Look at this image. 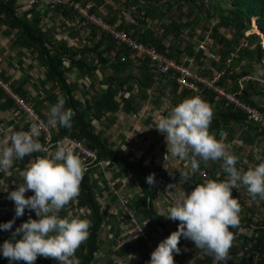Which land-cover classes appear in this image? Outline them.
<instances>
[{"label": "trees", "instance_id": "obj_1", "mask_svg": "<svg viewBox=\"0 0 264 264\" xmlns=\"http://www.w3.org/2000/svg\"><path fill=\"white\" fill-rule=\"evenodd\" d=\"M105 1L107 0L50 1L47 11H44L47 13L48 10H52L64 20L71 22L79 34L81 32L90 33L87 44H82L84 45L83 48L71 45L68 40L57 41L48 37L40 25L43 19L41 12L40 14L36 13L31 19H26L19 13L17 0H0V26H6V33L8 34L15 32L12 48H16L20 51L19 53H28L41 63L44 69L43 81L49 87L45 100L40 104L46 101L44 105L52 106L58 98L63 97L65 108H71L75 112L70 130L57 126L56 140L65 137L77 139L95 150L103 161L112 164L119 172L127 174L136 184V196L130 201L131 210L134 213L135 211L136 213L143 212L142 215H144L151 233L165 238L176 229H170L169 223L158 217L154 206L153 187L147 182L146 177L153 174L154 180L161 181L169 178L181 182V172L157 171L143 160H131L129 156L123 155L114 148L111 141L96 130L94 122L119 111L137 114L139 101L143 102L145 98H148V92L155 94L159 90L165 89L155 88L156 84L163 82L171 87L170 92L173 101L176 100L179 103L186 97L199 96L211 106L213 118L209 131L214 136L222 127L244 121V114L233 105L228 104L223 97L206 87L200 86L201 95H197L194 91L181 86L177 81L178 73L176 71H170L167 75L162 74L159 71L158 63L155 64L149 59H142L127 49L126 46L116 45L111 41L110 35L99 27L88 24L84 28L76 20L75 10L71 3L92 4L93 10L102 15L106 22L111 24L118 22L119 28L126 30L131 38L155 47L159 54L170 59H181L184 56H189L199 61L213 56L216 62L211 61L208 64V68H206L208 75H212L213 70L224 72L225 79L221 85L224 86L228 82L233 88L232 92L240 91L238 96L241 101L257 108L250 100L253 89L251 83L255 84V81L245 82L242 90H239L237 82L242 78L252 77L254 74L252 68L256 64H262L264 67V48L260 42V35L255 32H251L247 38L244 35L246 31L252 29L253 18L256 19L257 28L264 33V0H115L122 5V9L130 16L124 21L120 19V10L111 9L110 5L105 4ZM173 10H176L178 14L174 15ZM149 18L157 23V30L150 28ZM200 19L204 20L202 26L204 32H201L200 40L204 39L206 35H210L212 38V43L207 50H197V45L194 47L186 41L196 37V24ZM213 19L215 22L212 24ZM161 30L162 32L159 33ZM233 51H238L236 59H238L239 65L237 69H233L232 65H227L229 53ZM138 64L140 65L137 66ZM97 66L103 77L101 81L98 80L100 86L96 89L94 85L90 84V89L82 93V99L76 95V87L69 80V74L72 71H77L81 75L80 78L87 76L93 79L95 77L94 70ZM106 70L111 71L108 76L105 75ZM152 70H154V74ZM205 75L207 74L205 73ZM157 76H159V80H157ZM0 77L2 79L1 73ZM3 79L8 81L5 77ZM28 82L30 81L22 80L17 87H13L11 84L13 90L26 101L29 88L24 89V86ZM1 90L0 95L4 94ZM127 95L129 96L126 98ZM162 96H164L163 93ZM11 101L12 99L7 98V102ZM29 104L35 109L33 104ZM257 109L262 111L261 108ZM37 113L47 121L46 114H41L39 111ZM29 128L30 124L24 127V131ZM232 153L239 155L234 149ZM240 165L241 160L239 158L238 169H241L239 168ZM204 167L205 165L201 164L200 170ZM214 168L209 171L211 179L224 180L227 174L221 172L216 175L217 171ZM181 183L193 188L196 184L203 182L198 171L191 174L189 180ZM95 189L96 182L92 178L91 172L84 173L80 185L79 209L89 211L92 224L89 228L90 234L87 241L80 246L75 254L79 258L80 264H93L99 250V233L103 223V214L100 203L101 197L96 196ZM9 220L14 221L12 229H0V245L4 240L10 239L15 228L26 221L12 217H1L0 223ZM139 245L143 248L141 253L144 254L145 243L141 242ZM126 250L129 251V249ZM118 254L123 255L121 251ZM145 256L148 257V254L145 253ZM173 256L175 264H188L187 258L181 251L178 254L173 253ZM0 264H24V262H10L0 254ZM35 264H58V262L51 258L38 257Z\"/></svg>", "mask_w": 264, "mask_h": 264}, {"label": "clouds", "instance_id": "obj_2", "mask_svg": "<svg viewBox=\"0 0 264 264\" xmlns=\"http://www.w3.org/2000/svg\"><path fill=\"white\" fill-rule=\"evenodd\" d=\"M64 105V98H58L49 109L46 123L34 120L26 131L0 129V172H8L14 161L32 153H44L28 163L19 173L23 182L8 193L15 204V217L23 216L26 208L37 217L29 216L0 245V254L10 262L35 264L38 257H44L58 264H80L75 254L89 237L90 221L59 213L78 199L87 165L72 149L60 145L53 151L39 141L46 128L71 129L75 112ZM212 118L211 106L201 97L191 96L155 122L157 131L165 136L167 152L173 158L190 160L191 173L181 172V182L200 171V161L205 165L222 161L227 175L224 180L208 179L196 184L188 193L182 191L167 213L158 214L179 223L151 252L148 264H175L173 253L180 252L181 237L191 240L216 264L227 261L235 240L230 229L239 227L241 212L232 189L244 187L253 199L264 200V162L247 170L238 169L239 157L210 133ZM146 180L153 184L154 175L149 174ZM28 191L33 194L26 197ZM13 223H0V229L11 230Z\"/></svg>", "mask_w": 264, "mask_h": 264}, {"label": "crops", "instance_id": "obj_3", "mask_svg": "<svg viewBox=\"0 0 264 264\" xmlns=\"http://www.w3.org/2000/svg\"><path fill=\"white\" fill-rule=\"evenodd\" d=\"M17 6L19 13L26 19H31L36 13L40 14L41 12L43 19L40 25L46 31L48 37L54 40H68L71 45L80 48L82 44H87V39H90V33H77L74 24L64 20L52 10H48L47 13L44 12L45 10L47 11L49 6L46 0H17ZM252 26L251 32H254V26L255 31L259 29L255 23ZM6 31V26H0V73L2 74V80L12 89L13 87H17L18 83L22 80H29L30 82L24 86V89L29 88L26 96L27 101L33 104L35 107L33 109L35 111L37 110L36 113L39 111L41 114L48 115L51 106L44 105L46 101L40 104V102L45 100L49 87L43 81L44 69L38 59H34L28 53H19L20 51L16 48H12V43L15 40V32L8 34ZM176 60L181 62V59ZM192 60V69L203 75L206 73L208 64L211 61L216 62L214 59ZM152 66L154 67V65ZM237 67L233 69H237ZM257 67H260V69H257ZM253 69L255 73L252 74L253 76L251 75L252 78L259 77L264 81V67L262 64L253 66ZM94 71L95 77L93 79L87 76L80 78L81 75L77 71H72L69 74L71 77L69 80L76 87V95L82 99V93L90 89V84L95 86V82H97L100 86L98 80L101 81L103 79L101 71L98 69V66ZM152 72L154 74V70ZM110 73L111 71L109 70L105 71V75L107 76ZM3 77L8 81L6 82ZM157 80H159V76H157ZM251 85H253V89L250 100L257 108H261L263 112L260 111L264 114V82L255 81V84L251 83ZM101 87L105 88L102 85ZM157 87L165 89L156 92L157 97L154 93L148 92L149 97L145 98L143 102L139 101V112L137 114L119 111L113 115H106L100 121H95L94 126L107 140L111 141V145L114 148L118 149L123 155L129 156L133 161L143 160L157 171L168 173L187 171L191 173L190 160L173 158L167 152L164 134L155 128V122L162 116H166L171 107L177 104L176 100H172L171 87L166 82L156 84L155 88ZM90 93L92 94V92ZM162 93L164 96H162ZM7 98L9 97L5 93L0 95V129L24 130L25 126L22 121V113L17 104L13 100L7 102ZM23 100L30 105L24 98ZM215 137L223 140L229 151L232 152L234 149V151L239 153L238 156L241 160L239 168L241 170H247L249 167H254L264 162V124L244 121L231 123L228 127H222L221 130L217 131ZM0 138H3L2 132H0ZM39 141L41 142L40 137ZM56 147H53L51 150L54 151ZM41 155H44V153H32L23 160L14 161L13 167L8 172H0V194L3 193V187L5 185H9L11 188L13 186L17 187L22 183L23 181L19 173L26 168L32 159ZM197 159L199 160V158ZM200 163L205 165L203 161H200ZM205 168H207L205 169L207 171H211L214 168L217 171L216 175L224 172L222 161H209L205 165ZM104 170L112 187H114V191L106 185L99 170L95 169L91 172L92 178L96 182V196L101 197L100 203L103 214V223L99 233V250L93 264H148V261H150V250L146 247L144 254L141 253L143 248L140 245L138 250L134 249L133 245L125 246L122 250H115L114 243L118 235L119 224L126 217L122 211L120 200L123 197H130L131 201V198L136 196V184L127 174L119 172L110 163L105 162ZM151 185L154 191L153 200L157 214L167 213V210L176 203L179 194L182 191L186 193V187L183 183L169 178L161 181L154 180V183ZM29 192L30 194L28 196L33 194L31 191ZM232 195L239 200L241 205V212L239 214L240 225L238 228L230 229L235 235L233 247L230 250V259L225 262H220V264H264V200L258 197L253 199L244 187L234 188ZM80 211H85L88 218L82 216V214L76 215L74 208L73 210L71 208V204L62 210L59 215L79 216L80 218L89 220L91 225L89 211L86 209H81ZM142 213L133 212L137 221L145 227L150 228L147 223L143 224L146 220ZM29 216L37 219L35 212L27 208L23 216L15 217L14 202L0 205V218L12 217L19 220H27ZM158 217L163 221H167L170 229H177L178 221L167 219L163 215H158ZM153 235L157 245L164 239L161 235H156L155 233ZM178 246L182 254L187 258L188 264H216L213 257L205 255L203 251L195 248L191 240L181 237ZM126 249H129V251ZM119 251L123 255H119ZM145 253L148 254V257L145 256Z\"/></svg>", "mask_w": 264, "mask_h": 264}, {"label": "built area", "instance_id": "obj_4", "mask_svg": "<svg viewBox=\"0 0 264 264\" xmlns=\"http://www.w3.org/2000/svg\"><path fill=\"white\" fill-rule=\"evenodd\" d=\"M50 1L59 2L60 0ZM71 5L75 10L76 20L80 22L84 28H86L88 24H93L99 27L101 30L110 35L111 41L116 45L126 46L127 49L139 55L140 57H142V59H149L155 64L158 63L159 71H161L162 74L167 75L170 71H176L178 73V83L186 89L194 91L197 95H201L200 86L206 87L207 89L223 97L228 104L233 105L236 109L241 111L245 117L244 122L264 124V114L259 109L241 101L238 96L240 95V91L237 93L232 92L233 88L228 84V82H226L224 86L221 85L222 81L225 79L224 72L213 71L212 75H203L199 72H195L192 69L193 58L184 56L181 58V62H178L176 59H170L169 57L159 54L155 47L148 46L142 42H139L137 39L131 38L126 30L119 28L118 22H116L115 24L106 22L102 15L93 10L92 4L88 3L86 5H83L80 2H72ZM250 33V30L246 31L244 34L245 38H247ZM211 43L212 38L210 37V35H206L204 39L197 43V50H207ZM237 53L238 51L229 53V57L227 58V65L232 64L233 60L236 59ZM211 58L214 59L213 56H211ZM250 80L261 83L264 82L259 77H245L237 82L239 90H242L244 82ZM0 87L4 91V93L17 104L20 112L22 113V121L24 123V126L29 125L34 120L46 123V120L39 116L36 111L30 105H28L19 94L16 93L1 78ZM40 140L42 144L50 147V149L60 145L72 149L76 155H78L82 160L85 161L87 165V171L85 173L92 172V170L95 169L99 170L106 185L110 187L112 191H114V187H112V184L108 180L107 174L104 170L105 161H103L99 157L98 153L95 150L87 147L83 142L71 137H65L60 140H56V128L49 127L43 130L40 135ZM199 175L202 178V182L211 179L208 171L205 169L199 171ZM191 190L192 189H190V191ZM9 192L4 193V195L0 194V205L5 200L8 201L6 203L13 202L8 198ZM29 194L30 192L28 191L25 193V196L27 197ZM72 203L74 204V213L77 215L81 210L79 209V196L78 199ZM120 204L122 207V211L123 213H125L126 217L119 224V235L116 240L122 241V244L115 245V248L119 249L124 245L135 243L138 240H143L152 252L155 249V237L153 233L148 230V228H146L144 225H142V223L136 220L130 208V197H123L120 200Z\"/></svg>", "mask_w": 264, "mask_h": 264}, {"label": "rangeland", "instance_id": "obj_5", "mask_svg": "<svg viewBox=\"0 0 264 264\" xmlns=\"http://www.w3.org/2000/svg\"><path fill=\"white\" fill-rule=\"evenodd\" d=\"M46 2L47 3H50V0H46ZM104 4V3H103ZM105 4H108V5H110V7H111V9H114L115 11L116 10H120V12H119V15H120V19L122 20V21H124L126 18H128V17H130L129 15H127L126 13H125V11L122 9V5L118 2V1H115V0H107V1H105ZM94 7V6H93ZM104 6L102 5V8H103ZM172 13L174 14V15H177L178 14V12L176 11V10H173L172 11ZM154 20L152 19V18H149V20H148V23L151 25L150 26V28L152 29V30H157V23H155V22H153ZM200 22V23H199ZM199 22L196 24V37L195 38H192V39H190V40H186L188 43H189V45H192V46H196L197 45V43H198V41L200 40V35H201V37H202V33L201 32H204V29H203V24H204V20H202V19H200L199 20ZM215 22V20L213 19L212 20V24ZM253 23H255V25H256V19L255 18H253L252 19V25H253ZM256 27H257V25H256ZM261 31V30H260ZM162 32V30L161 31H159V33H161ZM256 33V32H255ZM195 34V33H194ZM193 34V35H194ZM256 34H259L260 35V37H261V41L260 42H262V46H263V34L264 33H262V31H261V33H256ZM89 38H90V35H89ZM202 40V39H201ZM200 40V41H201ZM85 44V43H84ZM79 46V45H78ZM84 47V45H82L80 48H83ZM263 48H264V46H263ZM208 59H212V58H208ZM235 60V59H234ZM257 65V64H256ZM255 65V66H256ZM204 68V67H203ZM253 69V68H252ZM257 69H260V67H257ZM253 71H254V69H253ZM206 72V74L208 75V71L206 70L205 71ZM255 73V72H254ZM71 77H70V75H69V79H70ZM72 80V79H71ZM91 83H94V82H91ZM98 84H97V82H95V87L96 88H98ZM202 163H200V165H201ZM204 169H207V168H205L204 167ZM201 171V170H200ZM208 171H210V170H208ZM208 174L210 175V173L208 172ZM186 187V193H188V192H190V189H192L191 187H188V186H185ZM15 188L16 187H9V185H5L4 187H3V195H4V193H6V192H9V191H12V190H15ZM2 195V196H3ZM6 202H8V201H4V202H2L1 204L2 205H4ZM73 207H74V204L73 203H71V208H72V210H73ZM82 214V216H85V217H87L88 218V216H87V214L85 213V211H80L77 215H81ZM77 217H79V216H77ZM89 218H90V214H89ZM118 235H119V231H118ZM118 235H117V238H118ZM117 238H116V240H117ZM141 242H144L145 243V241H143V240H138L137 242H135V243H131V244H127V245H124V246H122L121 248H119V249H116L115 248V250L116 251H118V250H121L122 248H124L125 246H130V245H133L134 246V249H136V250H138L140 247H139V244L141 243ZM115 245H121L122 244V241H115V243H114ZM145 246H146V248L147 249H149L150 250V254H151V249L147 246V244L145 243ZM157 246V244L155 243V247Z\"/></svg>", "mask_w": 264, "mask_h": 264}, {"label": "water", "instance_id": "obj_6", "mask_svg": "<svg viewBox=\"0 0 264 264\" xmlns=\"http://www.w3.org/2000/svg\"><path fill=\"white\" fill-rule=\"evenodd\" d=\"M238 63H239L238 59L233 60V62L231 64L232 65V68H236L237 65H238Z\"/></svg>", "mask_w": 264, "mask_h": 264}, {"label": "bare ground", "instance_id": "obj_7", "mask_svg": "<svg viewBox=\"0 0 264 264\" xmlns=\"http://www.w3.org/2000/svg\"><path fill=\"white\" fill-rule=\"evenodd\" d=\"M254 29H255V26H254V28H253V31H254V32H257V33H261L259 29H257L256 31H255ZM250 32H251V31H250ZM263 37H264V34H263ZM263 45H264V43H263Z\"/></svg>", "mask_w": 264, "mask_h": 264}]
</instances>
